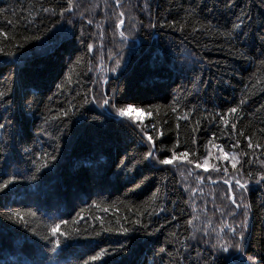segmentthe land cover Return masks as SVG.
<instances>
[{
	"label": "trees",
	"instance_id": "16d2710c",
	"mask_svg": "<svg viewBox=\"0 0 264 264\" xmlns=\"http://www.w3.org/2000/svg\"><path fill=\"white\" fill-rule=\"evenodd\" d=\"M66 8L0 0V264H264V0Z\"/></svg>",
	"mask_w": 264,
	"mask_h": 264
},
{
	"label": "snow or ice",
	"instance_id": "6c2138e0",
	"mask_svg": "<svg viewBox=\"0 0 264 264\" xmlns=\"http://www.w3.org/2000/svg\"><path fill=\"white\" fill-rule=\"evenodd\" d=\"M71 6H72V0H69V8H66L65 11L70 10ZM120 15L123 16V13H120ZM123 23H124V21L122 19L119 20V24L120 25H123ZM241 23H242V21H241ZM240 27H241V24H239V23L234 25V28L238 29ZM121 36H123V32H121ZM7 54L11 55V53H7ZM4 95H5L4 92H0V100H2L4 98ZM104 103L107 104L108 100H105ZM117 111H118L119 115L127 116L130 112L137 111V109H135L133 106L129 105V106H126L124 108H119ZM173 111H175V109H173ZM230 112L231 113H236L237 109L236 108H232V109H230ZM65 115H66V113H65ZM149 115H151V113H149ZM183 118L187 119V116H185ZM45 122L47 123V120ZM225 123H227V121H225ZM4 127H5L4 124H0V129H3ZM153 128L155 130L156 126L153 125ZM232 128L233 129L236 128V124L235 123L232 124ZM157 135L163 136V132L157 130ZM147 139L149 141H153V137L151 135H149L147 137ZM252 146H253L252 142H251V140H249L248 147H252ZM256 147H260V145L257 144ZM220 151L223 153V148H221ZM147 155H148V157H152L153 159H155V157L153 155V152H148ZM180 155L183 156V157H187L188 153L185 152V153H182ZM244 155H247V153H244ZM223 158L224 159H228V153H223ZM177 159H178L177 154L175 152H173L170 159H168V158L160 159L158 162L160 164H163V165H169V164L173 163V161H175ZM232 160H233V165L232 166L235 168L236 167V156L234 154L232 156ZM188 163H192V161H188ZM207 163H208V161H207V159H205L204 165H207ZM202 166L203 165H201L199 163L196 164V167H198V168L202 167ZM225 171H227V169H225ZM16 179H17V177L15 175H13V176H10L8 179H5L2 182H0V191H3L4 189H7L9 187V185L13 184L16 181ZM33 179H35V177H33ZM261 179L264 180V176H261ZM227 182L228 181H225V183H227ZM236 185H238L239 187L244 188V189L247 188V185L242 184L240 182V180H236ZM232 203L236 204V198L235 197L232 198ZM239 206L240 205H237V207H239ZM247 207L248 206L245 205V208H247ZM0 215H4V214L0 213ZM245 215H246V213H245ZM13 217H15L17 220H19L21 222H25L26 223V221H24L23 215L20 212L12 213L11 215L7 216V219L11 220ZM63 223H67V222H63ZM136 223H139V221H136ZM242 225H243V227L241 228V235L239 237V241L236 244L232 245V247H235V248H238V249L243 244V241H244L243 231H244V228L247 227L246 223L243 222V221H242ZM108 230L110 231V229H108ZM50 231H51L53 236H57V234H59V236H64L65 239H71L72 238V234L71 233H67L66 234V233L60 232V224H53L51 226V228H50ZM123 231L126 233L128 230L127 229H123ZM232 232L235 233L236 229L233 228ZM97 235H99V233H97ZM60 243H61L60 239H56L55 246L59 247ZM55 250H56V248L54 247L52 249V251H55ZM221 250L225 251V252L228 251V246H226V245L221 246ZM161 251H163V249H161ZM105 255H107V250L106 249L105 250H101L98 255L93 256L91 259L92 260H98V259H100L101 257H103ZM248 259L252 260L251 257H249ZM84 264H89V261H85ZM253 264H255V262H253Z\"/></svg>",
	"mask_w": 264,
	"mask_h": 264
},
{
	"label": "rangeland",
	"instance_id": "374dc122",
	"mask_svg": "<svg viewBox=\"0 0 264 264\" xmlns=\"http://www.w3.org/2000/svg\"><path fill=\"white\" fill-rule=\"evenodd\" d=\"M130 23H131V24H133V22H132V21H130ZM132 112H133V113H135L136 115H140V114H141V112H140V111H138V110H137V111H132Z\"/></svg>",
	"mask_w": 264,
	"mask_h": 264
}]
</instances>
